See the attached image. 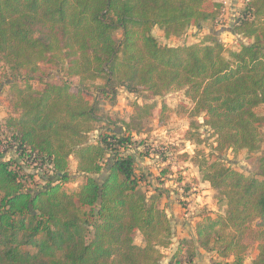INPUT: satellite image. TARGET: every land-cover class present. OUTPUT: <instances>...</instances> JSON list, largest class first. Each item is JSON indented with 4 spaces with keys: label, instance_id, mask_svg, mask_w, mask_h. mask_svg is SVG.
<instances>
[{
    "label": "trees",
    "instance_id": "obj_1",
    "mask_svg": "<svg viewBox=\"0 0 264 264\" xmlns=\"http://www.w3.org/2000/svg\"><path fill=\"white\" fill-rule=\"evenodd\" d=\"M209 1L0 0V63L21 77L8 83L14 114L0 124V148L19 156L0 158V264H162L171 218L161 193L142 190L136 159L123 150L158 108V118L166 117L169 106L157 99L173 91L184 92L192 119L203 117L186 133L197 145L190 160L224 209L196 222L194 237L166 264H196L198 249L215 253L210 264H245L256 220L250 264H264V0H247L236 17V47L216 33L162 45L152 32L157 26L181 37L216 22L222 4ZM42 62L64 76L37 90ZM120 88L149 96L130 120L92 141L100 101ZM204 125L214 138L209 153L198 149ZM229 150L254 156L256 172L229 165ZM72 156L85 179L69 190Z\"/></svg>",
    "mask_w": 264,
    "mask_h": 264
},
{
    "label": "rangeland",
    "instance_id": "obj_2",
    "mask_svg": "<svg viewBox=\"0 0 264 264\" xmlns=\"http://www.w3.org/2000/svg\"><path fill=\"white\" fill-rule=\"evenodd\" d=\"M212 2L222 4L220 16L216 22L207 23L202 28L191 27L187 31L186 37L183 35L168 38L163 30L154 26L152 31L154 36L162 45L178 46L201 43L204 37L209 36L210 33H216L227 48L238 46V40L234 38V36H237L233 34L232 29L236 17L241 14L247 0H210L208 6ZM115 35L118 39L121 37L120 32ZM61 68L42 62L37 77L32 81L34 88L39 90L46 82L58 83L61 80L63 81L62 77L64 75ZM20 78V76L13 75L6 65L0 63V124L4 123L8 116L14 114L8 83L16 80L20 81ZM70 81L74 86V90H77L78 79L73 78ZM145 92L130 93L125 88H120L113 100L102 99L99 104V114L102 119L96 124V128L91 133V140L96 141L101 133L105 132L107 126L120 127L124 121L130 120L131 115L138 109V106L144 104L145 95L148 99L149 93ZM157 100L160 102L163 100L169 106V110L165 111L166 117L158 118V108L147 121L146 130L139 135L133 134V143L129 145L127 150L123 151L133 154L136 159V173L144 176L141 184L142 190L148 195L155 192L162 194V209L171 218L173 226L172 245L168 248H162L164 254L162 264H166L180 244H186L187 240L194 237L193 232L196 222L202 220L205 214L209 212L221 213L224 208L216 197L217 191L212 187L202 186L198 167L190 160V157L197 150V145L187 139L186 133L189 131L192 122L199 121L202 124L203 117L192 119L189 113L185 111L190 103L183 91L170 92ZM259 111L264 113V106H261ZM199 133L201 139H204L205 142L203 141L198 149L209 153L211 151L209 144L214 142L211 131L204 125L200 127ZM224 157L227 163L236 169L250 173L257 170V161L253 159L254 156L249 157L246 150L236 154L229 150L224 153ZM0 158H19V156L13 151H6L4 147H1ZM69 167L74 179L66 187L69 190L78 189L85 178L78 169L76 156L70 158ZM106 172L105 170L104 174ZM34 184L33 189H37ZM175 217L182 218L186 223L179 224L175 221ZM260 227V220H256L249 225L247 237L249 250L245 264H250L258 254L256 233ZM135 240L140 245L144 244L140 232L135 234ZM214 254L198 249L196 264H210Z\"/></svg>",
    "mask_w": 264,
    "mask_h": 264
},
{
    "label": "crops",
    "instance_id": "obj_3",
    "mask_svg": "<svg viewBox=\"0 0 264 264\" xmlns=\"http://www.w3.org/2000/svg\"><path fill=\"white\" fill-rule=\"evenodd\" d=\"M202 186H206V187L211 188V185H210V183L208 181H205V182L202 181ZM175 221L176 222H179V224H185L186 223L185 220H183L182 218L181 219H178L177 217H175ZM191 228L190 229L193 231V227L192 226H191ZM193 234H194V232H193Z\"/></svg>",
    "mask_w": 264,
    "mask_h": 264
},
{
    "label": "built area",
    "instance_id": "obj_4",
    "mask_svg": "<svg viewBox=\"0 0 264 264\" xmlns=\"http://www.w3.org/2000/svg\"><path fill=\"white\" fill-rule=\"evenodd\" d=\"M233 34H234V33H233ZM233 34H232V35H233ZM234 35H235V34H234ZM186 36H187V34L184 35V37H186ZM234 38L237 39V40L240 39V37H238V36H237V37L234 36ZM243 40H244V39H243ZM223 43H224V42H223ZM263 148H264V147H263Z\"/></svg>",
    "mask_w": 264,
    "mask_h": 264
}]
</instances>
